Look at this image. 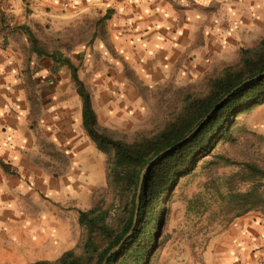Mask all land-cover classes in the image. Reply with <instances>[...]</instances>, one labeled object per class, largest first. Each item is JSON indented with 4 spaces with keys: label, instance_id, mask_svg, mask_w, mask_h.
<instances>
[{
    "label": "rangeland",
    "instance_id": "obj_1",
    "mask_svg": "<svg viewBox=\"0 0 264 264\" xmlns=\"http://www.w3.org/2000/svg\"><path fill=\"white\" fill-rule=\"evenodd\" d=\"M175 8L180 11L182 29H193V38L180 62L182 78L156 85L115 71L118 58L108 43L97 41L100 29L95 20L68 27L49 25L37 32L47 53L69 58L79 68L100 125L125 141L161 131L182 110L188 96L206 95L210 81L239 64L241 50L256 46L264 37V0H182V6L176 3ZM34 64L38 66L39 60ZM41 65L52 67L48 59ZM29 74L43 87L52 80L38 70ZM56 82L60 97L71 103L69 114L62 118H78L81 98L67 67L58 69ZM36 101L28 102L27 118L46 114V99ZM70 125L68 130L67 124H60L57 134L38 128L29 133L33 143L23 148L25 169L19 173L24 177V191L4 196L0 182V264L55 262L83 242L80 211L113 201L107 182L108 156L79 131L75 120ZM232 133L233 139L222 141L213 152L232 164L218 157L203 159L193 172L180 176L164 198L158 243L148 264H207L210 241L235 217L236 210L229 204L231 192L251 187L242 164L264 168V104L237 115ZM206 160L218 164L204 167ZM258 182L264 184V180Z\"/></svg>",
    "mask_w": 264,
    "mask_h": 264
},
{
    "label": "trees",
    "instance_id": "obj_2",
    "mask_svg": "<svg viewBox=\"0 0 264 264\" xmlns=\"http://www.w3.org/2000/svg\"><path fill=\"white\" fill-rule=\"evenodd\" d=\"M23 29L33 53L52 60L56 69L69 70L82 101L84 132L108 156L107 182L113 194L110 204L80 211L84 239L78 249L65 252L55 262L34 264H148L158 243L164 198L179 177L193 172L203 159L217 158L213 152L218 144L233 139L237 115L264 104V75L254 79L264 73V37L256 46L242 49L239 64L212 79L206 95L188 96L182 110L161 131L128 142L100 125L92 95L73 61L47 53L33 32ZM217 164V160H206L204 167ZM0 165L12 173L8 164ZM242 165L251 187L231 192L230 208L236 210L233 220L252 211L264 212V184L258 182L264 180V168Z\"/></svg>",
    "mask_w": 264,
    "mask_h": 264
},
{
    "label": "crops",
    "instance_id": "obj_3",
    "mask_svg": "<svg viewBox=\"0 0 264 264\" xmlns=\"http://www.w3.org/2000/svg\"><path fill=\"white\" fill-rule=\"evenodd\" d=\"M176 3L182 6V0H0V162L12 169V173L6 172L0 165L2 195L25 190L24 177L19 173L24 168L23 148L33 143L30 132L38 128L57 134L60 124H67L71 130L73 120L79 131L84 132L82 106L78 118H62L69 114L71 103L60 97L56 82L58 69L49 58H39L33 53L31 39L23 27L29 28L41 42L37 32L49 25L68 27L86 19L95 20L100 29L97 41L108 43L118 58L115 71L156 85L163 80H179L182 55L193 38L190 35L193 29L189 32L182 29ZM193 26L198 28L195 23ZM44 59L52 67L42 66ZM35 70L40 76L49 75L55 83L51 80L44 87L36 84L37 77L29 74ZM32 98L38 102L46 99L44 116L27 118V104ZM262 259L264 213L261 211H252L230 222L210 241L206 252L207 264H257Z\"/></svg>",
    "mask_w": 264,
    "mask_h": 264
},
{
    "label": "water",
    "instance_id": "obj_4",
    "mask_svg": "<svg viewBox=\"0 0 264 264\" xmlns=\"http://www.w3.org/2000/svg\"><path fill=\"white\" fill-rule=\"evenodd\" d=\"M264 75V73H262V74H260L259 76H257L256 78H254V79H257V78H260L261 76H263ZM251 80H249V81H247V82H245V84L246 83H248V82H250ZM241 86H239L237 89H239Z\"/></svg>",
    "mask_w": 264,
    "mask_h": 264
},
{
    "label": "built area",
    "instance_id": "obj_5",
    "mask_svg": "<svg viewBox=\"0 0 264 264\" xmlns=\"http://www.w3.org/2000/svg\"><path fill=\"white\" fill-rule=\"evenodd\" d=\"M67 6V5H66ZM257 264H264V259L257 262Z\"/></svg>",
    "mask_w": 264,
    "mask_h": 264
}]
</instances>
